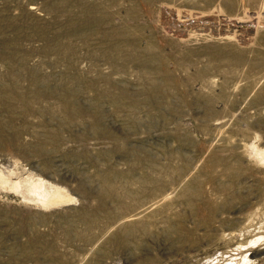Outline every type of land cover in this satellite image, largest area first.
Instances as JSON below:
<instances>
[{"label":"rangeland","instance_id":"rangeland-1","mask_svg":"<svg viewBox=\"0 0 264 264\" xmlns=\"http://www.w3.org/2000/svg\"><path fill=\"white\" fill-rule=\"evenodd\" d=\"M0 264H264V0H0Z\"/></svg>","mask_w":264,"mask_h":264},{"label":"bare ground","instance_id":"bare-ground-1","mask_svg":"<svg viewBox=\"0 0 264 264\" xmlns=\"http://www.w3.org/2000/svg\"><path fill=\"white\" fill-rule=\"evenodd\" d=\"M25 105H27V104H25ZM37 183V182H36ZM38 183H41V182H38ZM40 185V184H39ZM37 186V185H36ZM40 187H42V185H40ZM41 192V191H40ZM43 193V192H42ZM43 200H47L48 202H50V203H56L57 201H62L63 199L60 197V196H58V195H56V196H48V198H45V199H43Z\"/></svg>","mask_w":264,"mask_h":264}]
</instances>
